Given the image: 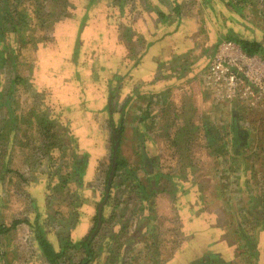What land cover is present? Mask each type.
Returning a JSON list of instances; mask_svg holds the SVG:
<instances>
[{
  "label": "rangeland",
  "instance_id": "obj_1",
  "mask_svg": "<svg viewBox=\"0 0 264 264\" xmlns=\"http://www.w3.org/2000/svg\"><path fill=\"white\" fill-rule=\"evenodd\" d=\"M228 37L264 0H0V264H49L36 222L79 264L104 194L86 264H264V99L204 80Z\"/></svg>",
  "mask_w": 264,
  "mask_h": 264
},
{
  "label": "built area",
  "instance_id": "obj_2",
  "mask_svg": "<svg viewBox=\"0 0 264 264\" xmlns=\"http://www.w3.org/2000/svg\"><path fill=\"white\" fill-rule=\"evenodd\" d=\"M205 84L224 101L254 106L264 99V57L247 54L234 40L218 42L208 61Z\"/></svg>",
  "mask_w": 264,
  "mask_h": 264
},
{
  "label": "trees",
  "instance_id": "obj_3",
  "mask_svg": "<svg viewBox=\"0 0 264 264\" xmlns=\"http://www.w3.org/2000/svg\"><path fill=\"white\" fill-rule=\"evenodd\" d=\"M230 40H234L235 42L239 43L241 48L243 49L244 52L247 54H258L264 57V41L262 40H257V39H248V38H242V37H228ZM115 131L112 132V138H111V153H110V160L112 166L114 163H116V150H117V143H118V137H119V130L118 128L114 129ZM234 139H236V136H234ZM113 174V171L110 170L108 172L107 179L111 178ZM108 187V185L106 186ZM106 194L102 196V200L99 203L96 214H95V219H94V224L92 229L88 231V233L85 234V236L81 239L80 242H76L75 245H79L84 249L85 257L81 259L79 264H86L88 260L90 259L91 253H90V247L89 243L92 238V234L95 233L96 229L99 227L100 221L102 220V215H101V203L105 200ZM15 222H20V221H15ZM14 222V223H15ZM13 223V224H14ZM33 229V237L34 240L42 252L43 256L47 260L49 264H60L59 263V257L62 254V249H55L51 241L47 238L46 234L43 231V226L39 223L36 222L34 225L31 227ZM66 246H69V242L65 244ZM208 259V258H206ZM201 264V263H200ZM202 264H211V262L207 261H202ZM218 264H224L220 261H218Z\"/></svg>",
  "mask_w": 264,
  "mask_h": 264
},
{
  "label": "crops",
  "instance_id": "obj_4",
  "mask_svg": "<svg viewBox=\"0 0 264 264\" xmlns=\"http://www.w3.org/2000/svg\"><path fill=\"white\" fill-rule=\"evenodd\" d=\"M149 45L151 44V42L150 43H148ZM143 58V57H142ZM140 61V60H139ZM137 62V61H136ZM128 71L129 70H125V71H121V72H114V74H117V77H114L113 78V80L114 79H116V78H119L118 79V81L116 82V83H122L124 80H125V76H127V75H129L130 74V72L128 73ZM121 73V74H120ZM126 74V75H125ZM135 80H136V77H135ZM117 86L118 85H112L111 86V89H116L117 88ZM135 91L137 92V93H140V92H142L143 90H141L140 88H138V89H135ZM147 92H148V94H151V92L150 91H145L144 92V94H147ZM143 94V95H144ZM142 95V94H141ZM213 253H214V251H212ZM206 256V255H205ZM207 258V257H206ZM207 260V259H206Z\"/></svg>",
  "mask_w": 264,
  "mask_h": 264
},
{
  "label": "flooded vegetation",
  "instance_id": "obj_5",
  "mask_svg": "<svg viewBox=\"0 0 264 264\" xmlns=\"http://www.w3.org/2000/svg\"><path fill=\"white\" fill-rule=\"evenodd\" d=\"M225 264V263H224Z\"/></svg>",
  "mask_w": 264,
  "mask_h": 264
}]
</instances>
